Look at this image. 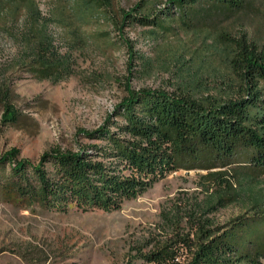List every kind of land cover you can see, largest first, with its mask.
I'll list each match as a JSON object with an SVG mask.
<instances>
[{
    "label": "trees",
    "instance_id": "16d2710c",
    "mask_svg": "<svg viewBox=\"0 0 264 264\" xmlns=\"http://www.w3.org/2000/svg\"><path fill=\"white\" fill-rule=\"evenodd\" d=\"M45 1L47 16L37 0H0V19L27 14L22 62L40 79L70 76V57L57 41H84L83 29L96 22L118 30L148 27L155 40L189 32L203 41L175 57L172 91H128L114 116L88 133L101 144L53 149L37 164L19 159L17 149L0 156V190L25 208L111 212L174 171L204 170L219 189L198 217L189 215L192 234L181 239L189 251L186 264H263L264 34L229 22L256 12L263 0H137L127 9L115 8L114 0ZM52 27L63 32L57 37ZM202 49L207 53L200 56ZM16 119L7 104L4 120ZM240 198L247 210L228 221L204 217ZM176 252L164 248L145 258L175 264Z\"/></svg>",
    "mask_w": 264,
    "mask_h": 264
},
{
    "label": "rangeland",
    "instance_id": "374dc122",
    "mask_svg": "<svg viewBox=\"0 0 264 264\" xmlns=\"http://www.w3.org/2000/svg\"><path fill=\"white\" fill-rule=\"evenodd\" d=\"M136 1L114 0V6L127 9ZM37 2L47 16L48 2ZM229 22L247 33L264 34V0L256 12ZM27 26L25 12L0 19V156L17 149L19 159L34 164L53 149L77 152L101 144L88 133L114 116L128 91H172L179 67L175 57L203 41L189 32L155 40L148 27L118 30L106 20L96 22L83 29L84 41H57L72 68L69 77L56 82L23 66L21 36ZM51 30L57 37L63 32ZM206 53L202 49L199 55ZM7 104L17 112L13 122L4 120ZM5 169L8 174L9 166ZM205 175L198 169L174 171L111 212L25 208L0 190V264H159L145 255L164 248L176 249L175 264H186L189 251L181 239L191 237L189 215L198 217L219 189ZM247 208L246 198H240L204 217L222 224Z\"/></svg>",
    "mask_w": 264,
    "mask_h": 264
}]
</instances>
